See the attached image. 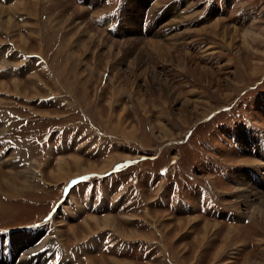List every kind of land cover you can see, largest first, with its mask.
I'll use <instances>...</instances> for the list:
<instances>
[{
	"label": "rangeland",
	"instance_id": "1",
	"mask_svg": "<svg viewBox=\"0 0 264 264\" xmlns=\"http://www.w3.org/2000/svg\"><path fill=\"white\" fill-rule=\"evenodd\" d=\"M263 152L264 0H0V264H264Z\"/></svg>",
	"mask_w": 264,
	"mask_h": 264
},
{
	"label": "bare ground",
	"instance_id": "2",
	"mask_svg": "<svg viewBox=\"0 0 264 264\" xmlns=\"http://www.w3.org/2000/svg\"><path fill=\"white\" fill-rule=\"evenodd\" d=\"M156 8L157 7H155V10H156ZM89 25V24H88ZM89 27V26H88ZM95 31V30H94ZM98 33V32H97ZM101 33H100V36H99V38L101 37ZM87 36V35H86ZM96 37V36H95ZM98 40V39H97ZM138 40V39H137ZM99 42V41H98ZM128 46L130 45V44H133L134 42L132 41V40H125L124 41ZM140 48V47H139ZM141 50V49H140ZM7 125V121H3L2 122V126H6ZM264 153V152H263ZM62 165V164H61ZM64 165V164H63ZM60 167V166H59ZM30 169L28 168V170L27 171H29ZM26 171V172H27ZM89 171H93L94 172V169H92V168H90V169H87V170H84V172H89ZM83 172V173H84ZM261 174H263L262 176H260L261 177V179L264 181V171L263 172H261V171H259ZM34 177V176H33ZM242 180H247L246 179V177H244V178H242ZM3 182H4V184L5 185H7V181L5 182V179L3 180ZM249 190H251V189H249ZM254 192V191H253ZM257 195L258 197L257 198H260V201H261V198H262V195H261V192H254V195ZM245 196H247V197H249V193L246 191V193L244 194ZM244 195H242V197H244ZM245 200H247L246 198H245ZM258 200V199H257ZM259 201V202H260ZM258 202V201H257ZM258 202V203H259ZM260 205H255L254 206V208H255V211L256 212H259V213H264L263 211H264V209H262V207H259ZM32 233H25V232H20V233H18V237H19V239L21 240V242L20 243H29V245H31V246H27L28 248H25L23 251V254H24V256H30L31 255V252L32 251H34V252H37V255L35 256V258H34V260L37 262V264H53L55 261H53V259L54 260H57V258L53 255V253H51V250H52V248H50V249H48L47 251H45V253H41V246L43 247V245L44 244H46V243H48L50 240H51V238L47 235V236H45V237H42V238H40L39 240H37L38 239V237H39V235L36 237V238H34V241L32 242V236H30ZM34 235V234H33ZM43 236V235H42ZM22 237H24V238H22ZM37 241V242H36ZM49 244L50 243H48V246H49ZM47 246V247H48ZM27 250H29L30 251V254H26V253H28V252H26ZM49 254V255H48ZM35 255V254H34ZM52 256H54V257H51ZM34 257V256H33ZM51 259V260H49V259ZM114 261V260H113ZM24 264H27L26 262H23Z\"/></svg>",
	"mask_w": 264,
	"mask_h": 264
}]
</instances>
